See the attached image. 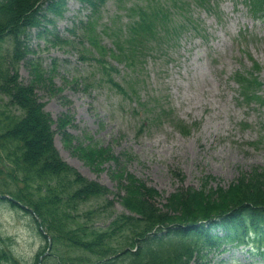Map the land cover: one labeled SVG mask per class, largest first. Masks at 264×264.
<instances>
[{
    "label": "rangeland",
    "instance_id": "374dc122",
    "mask_svg": "<svg viewBox=\"0 0 264 264\" xmlns=\"http://www.w3.org/2000/svg\"><path fill=\"white\" fill-rule=\"evenodd\" d=\"M212 1L217 4L214 13L186 1L191 4L188 15L202 31L184 33L168 58L153 55L136 70L107 58L117 65L119 72L114 78L129 94L126 97L103 81L93 49L85 40L81 42L83 32L71 34L78 22L91 15L80 0H65L61 15L44 5L45 21L29 29L26 44L30 52L19 65L20 80L31 82L29 60L43 63L55 86L40 85L36 92L55 122L56 148L84 177L113 192L108 196L114 200L112 209H102L104 201L83 206L86 211L100 205L91 218L95 226L105 228L116 216L129 212L114 196L118 192V183L111 177L115 164L106 163L100 172L94 170L75 153L79 144L109 146L117 155L131 154L128 170L158 189L164 197L161 203L181 186L228 187L240 171L264 167V21L249 12L244 0ZM146 2L109 0L94 18V30L101 34L102 44L112 47L115 37L136 17L132 9L145 7ZM174 18L180 22L182 16L175 14ZM54 35L73 44L55 41ZM9 47L7 43L6 50ZM238 74L257 78L261 102L241 99ZM151 108L161 110L160 116L147 120L145 112ZM166 110L169 114L162 113ZM64 116L71 119L67 132L72 144L66 143L57 129ZM1 200L0 236L11 240L9 247L19 264H30L46 245L40 226L32 215ZM249 248L213 251L198 263L264 264V257L249 253Z\"/></svg>",
    "mask_w": 264,
    "mask_h": 264
},
{
    "label": "trees",
    "instance_id": "16d2710c",
    "mask_svg": "<svg viewBox=\"0 0 264 264\" xmlns=\"http://www.w3.org/2000/svg\"><path fill=\"white\" fill-rule=\"evenodd\" d=\"M64 1L0 0V194L12 197L4 201L32 215L47 234L38 229L46 245L30 264H192L194 260L199 264L213 251L225 252L228 245L250 246L249 253L264 257L262 166L240 171L228 187L181 186L161 203L164 197L160 191L128 170L131 154L117 155L109 146L79 144L74 147L75 153L94 170L100 172L106 163L115 164L111 177L118 183V192L114 196L129 214L122 213L100 228L91 219L100 205L82 210L84 205L99 201H104L102 209H112L114 200L108 196L113 192L84 177L56 148L55 122L36 92L40 85L55 86L43 63L29 60V84L20 80L19 73L21 61L30 52L26 44L28 31L46 19L44 5L46 10L61 15ZM80 1L90 8L91 15L87 21L78 22L71 34L83 32L81 42L85 40L93 49L94 59L104 73L103 81L125 97L129 94L114 78L119 72L117 65L108 57L136 70L153 55L171 56L184 33L202 31L188 15L191 4L187 0H147L145 7L132 9L136 17L115 37L112 47H107L102 44L101 34L94 30V18L109 0ZM191 1L209 12L216 11L217 4L212 0ZM245 1L253 14L264 18V0ZM175 14L182 16L180 22L175 20ZM54 38L73 44L56 35ZM255 69L259 70L256 64ZM238 81L243 88L242 100L261 102L257 99L261 83L256 77L240 76ZM160 111L151 108L145 112L147 120L159 117ZM70 124L68 116L57 124L68 144H72L67 132ZM181 132L187 134L184 129ZM177 176L184 180L182 174ZM48 237L52 242L50 249ZM10 241L0 236V264H19L9 247Z\"/></svg>",
    "mask_w": 264,
    "mask_h": 264
},
{
    "label": "water",
    "instance_id": "95a60500",
    "mask_svg": "<svg viewBox=\"0 0 264 264\" xmlns=\"http://www.w3.org/2000/svg\"><path fill=\"white\" fill-rule=\"evenodd\" d=\"M0 199H12V198L10 196H8V195L0 194ZM48 241H49V249H50L51 248V240L48 239Z\"/></svg>",
    "mask_w": 264,
    "mask_h": 264
}]
</instances>
